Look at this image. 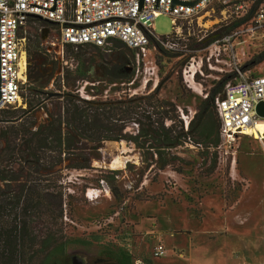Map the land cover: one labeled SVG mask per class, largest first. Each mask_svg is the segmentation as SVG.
Returning a JSON list of instances; mask_svg holds the SVG:
<instances>
[{
    "label": "rangeland",
    "instance_id": "obj_1",
    "mask_svg": "<svg viewBox=\"0 0 264 264\" xmlns=\"http://www.w3.org/2000/svg\"><path fill=\"white\" fill-rule=\"evenodd\" d=\"M178 23L182 30L176 50L158 49L139 59L118 41L75 47L72 55L65 49L62 57L49 48L53 35L42 38L48 26L31 21L27 28V45H39V56H27V106L0 111V131L36 130L68 92L113 101L157 88L161 98L176 104L185 130L194 119V137L167 151L173 159L166 167L150 165L151 155L145 161L141 149L126 138L81 142L91 167L65 168L57 175L70 209L65 221L73 240L53 264H116L114 256L122 251L131 255V264H264V138L238 134L225 142L216 131L219 116L212 101L210 119L196 117L214 88L228 75H240L237 68L247 75L264 74V61L257 62L264 29L227 43L232 24L218 6ZM152 25L161 36L174 31L168 14ZM190 67V73L196 70L195 88L184 79V69ZM117 123L125 137L139 130L129 119ZM5 144L0 138V150ZM13 166L21 175L30 172L26 161ZM157 243L166 248L160 257L153 256Z\"/></svg>",
    "mask_w": 264,
    "mask_h": 264
},
{
    "label": "trees",
    "instance_id": "obj_2",
    "mask_svg": "<svg viewBox=\"0 0 264 264\" xmlns=\"http://www.w3.org/2000/svg\"><path fill=\"white\" fill-rule=\"evenodd\" d=\"M35 22L40 28L47 26L41 20ZM231 24L229 32L236 23ZM36 46L39 45L28 42L29 55L39 54ZM156 47L165 50L158 43ZM74 48L68 45L66 51L72 55ZM262 61L264 50L257 56V62ZM40 77L39 73L33 75L37 81ZM235 77L228 75L210 92L196 117L201 114L203 120L210 119L213 113L208 103H214L216 97L222 96L226 83ZM60 97V106L49 112L48 121L36 130L0 131V138L6 142L0 150V264H53L65 255L67 245L73 239L65 221L70 209H67L66 193L63 186L58 185L57 175L65 168L91 167L90 158L81 146L83 140L101 143L126 138L141 149L145 161L151 155L153 161L150 165L159 163L166 167L173 159L169 158L167 151L194 137L191 134L194 119L185 130L184 124L178 120L176 104L161 98L157 88L149 94L125 100H88L69 92ZM126 119L139 126L138 132L128 137H125L123 125L117 123H124ZM167 121L171 124L167 125ZM215 122L219 132L220 119L216 118ZM21 138L23 142L19 143L17 140ZM18 160L28 163V175H21L13 169ZM114 258L116 264L132 263L127 251L115 254Z\"/></svg>",
    "mask_w": 264,
    "mask_h": 264
},
{
    "label": "built area",
    "instance_id": "obj_3",
    "mask_svg": "<svg viewBox=\"0 0 264 264\" xmlns=\"http://www.w3.org/2000/svg\"><path fill=\"white\" fill-rule=\"evenodd\" d=\"M215 6L236 23L224 37L227 43L233 37L264 29V0H0V111L27 106L26 32L31 21L41 20L58 32L63 52L68 45L104 47L118 41L139 59L157 51L156 43L176 50L175 40L182 30L178 22ZM161 14L174 21V31L168 36L156 34L152 25ZM190 71L191 67L184 69V79L195 88L196 70ZM237 71L240 75L227 82L223 95L215 99L219 132L225 142L246 134L249 126L264 119L256 112L258 102L264 100V74L250 76L239 68ZM165 252V245L159 243L153 256ZM136 264L146 263L137 260Z\"/></svg>",
    "mask_w": 264,
    "mask_h": 264
},
{
    "label": "flooded vegetation",
    "instance_id": "obj_4",
    "mask_svg": "<svg viewBox=\"0 0 264 264\" xmlns=\"http://www.w3.org/2000/svg\"><path fill=\"white\" fill-rule=\"evenodd\" d=\"M52 35L54 37V41H52L50 43L51 46L49 48H54L56 53L61 54L62 57H64V53L65 52L62 51L59 33L55 32V31L53 32V31L50 30L49 33L47 34L46 38H50V36H52ZM27 56H28V52H27ZM34 56L37 57V56H39V54H36ZM34 68L35 67H33V70H34ZM26 71H27V76H28V61H27V58H26ZM37 73H38V71H36L33 75H35Z\"/></svg>",
    "mask_w": 264,
    "mask_h": 264
},
{
    "label": "bare ground",
    "instance_id": "obj_5",
    "mask_svg": "<svg viewBox=\"0 0 264 264\" xmlns=\"http://www.w3.org/2000/svg\"><path fill=\"white\" fill-rule=\"evenodd\" d=\"M246 134L253 135L255 138H264V120H259L253 125L249 126L246 130Z\"/></svg>",
    "mask_w": 264,
    "mask_h": 264
},
{
    "label": "water",
    "instance_id": "obj_6",
    "mask_svg": "<svg viewBox=\"0 0 264 264\" xmlns=\"http://www.w3.org/2000/svg\"><path fill=\"white\" fill-rule=\"evenodd\" d=\"M43 30H44V31H43V36H42V38L45 39V37H46V35L49 33L50 29H49V27H47V28H44ZM256 112H257V114H258L260 117L264 118V100H261V101L258 102V104H257V106H256Z\"/></svg>",
    "mask_w": 264,
    "mask_h": 264
},
{
    "label": "crops",
    "instance_id": "obj_7",
    "mask_svg": "<svg viewBox=\"0 0 264 264\" xmlns=\"http://www.w3.org/2000/svg\"><path fill=\"white\" fill-rule=\"evenodd\" d=\"M157 244H159V243H157ZM157 244H156V245H157Z\"/></svg>",
    "mask_w": 264,
    "mask_h": 264
}]
</instances>
